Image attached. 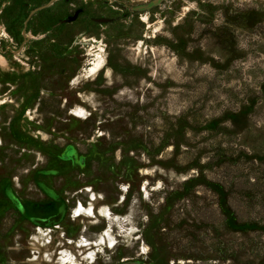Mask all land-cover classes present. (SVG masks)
Masks as SVG:
<instances>
[{
    "label": "rangeland",
    "instance_id": "obj_1",
    "mask_svg": "<svg viewBox=\"0 0 264 264\" xmlns=\"http://www.w3.org/2000/svg\"><path fill=\"white\" fill-rule=\"evenodd\" d=\"M0 11V264H264V0Z\"/></svg>",
    "mask_w": 264,
    "mask_h": 264
},
{
    "label": "built area",
    "instance_id": "obj_2",
    "mask_svg": "<svg viewBox=\"0 0 264 264\" xmlns=\"http://www.w3.org/2000/svg\"><path fill=\"white\" fill-rule=\"evenodd\" d=\"M90 201L89 200H87V203H89ZM77 204L79 203V200L76 202ZM74 209L75 208H73L72 210H71V217L72 218H75V217H77L76 215V213L74 212ZM75 215V216H74ZM52 230H53V228H50V227H40V226H38V227H36V229H35V234H33L32 235V237H31V240H30V242H31V245L34 247V249H32V252H31V256H30V259L32 260V261H36V258L40 255L41 256V258H45V257H47V254H48V251L47 250H42V248L44 249H47L49 246H50V244L52 243V234H51V232H52ZM34 251H36V253L34 254ZM39 251H41V252H39ZM47 251V252H46ZM61 252V249L60 250H58V254ZM60 255V254H59ZM58 255V256H59Z\"/></svg>",
    "mask_w": 264,
    "mask_h": 264
},
{
    "label": "bare ground",
    "instance_id": "obj_3",
    "mask_svg": "<svg viewBox=\"0 0 264 264\" xmlns=\"http://www.w3.org/2000/svg\"><path fill=\"white\" fill-rule=\"evenodd\" d=\"M99 47H100V46H99ZM99 50H100V49H99ZM93 193H94V192H93ZM80 202H81V201H80ZM89 208H90V207H88V209H89ZM94 208H95V207H94ZM84 209H85V207H84L81 203H78L77 206L75 207V210H74V212L77 214L76 216L78 217V216L82 215ZM92 209H93V208H92ZM93 210H94V209H93ZM107 232H108V231H107ZM105 235H106V233H105ZM105 235L102 234V236H101V238H103V240H105V238H106ZM100 240H102V239H100ZM113 240H114V239H113ZM86 241H87V242H86L85 244H86V245H89V244H90L89 240L86 239ZM98 243H100V246H102V245H101V241L98 242ZM110 243H111L110 245L113 246L114 241L110 240ZM91 248H92V247H91ZM64 263H65V264H68L67 261H65ZM73 264H74V263H73Z\"/></svg>",
    "mask_w": 264,
    "mask_h": 264
},
{
    "label": "flooded vegetation",
    "instance_id": "obj_4",
    "mask_svg": "<svg viewBox=\"0 0 264 264\" xmlns=\"http://www.w3.org/2000/svg\"><path fill=\"white\" fill-rule=\"evenodd\" d=\"M0 12H2V11H0ZM45 23H42L41 25H40V27H42L43 28V25H44ZM45 25H47V24H45ZM2 26V25H1ZM27 27V26H26ZM45 27H47V26H45ZM2 28L5 30V27L4 26H2ZM22 28H24V27H22ZM7 33V32H6ZM21 33H22V35H25L26 33H27V30H21ZM50 33H52V31L51 30H47L45 33H41L40 35H41V38H43V37H47V35L48 34H50ZM7 37L8 38H10V40L9 39H5V41L8 43V42H13L12 40H11V37H10V35L7 33ZM51 41H53L52 39H51ZM6 48H7V50L8 49H10V46H9V43L5 46ZM97 48H98V46H97ZM96 48V49H97ZM6 51V50H5ZM85 55V54H84Z\"/></svg>",
    "mask_w": 264,
    "mask_h": 264
},
{
    "label": "crops",
    "instance_id": "obj_5",
    "mask_svg": "<svg viewBox=\"0 0 264 264\" xmlns=\"http://www.w3.org/2000/svg\"><path fill=\"white\" fill-rule=\"evenodd\" d=\"M100 236H102V234H100ZM98 240H99L98 237H97V239H95V240H92V241L89 240V242H90L89 245H91L90 247L97 248L98 246H100V243H98Z\"/></svg>",
    "mask_w": 264,
    "mask_h": 264
},
{
    "label": "water",
    "instance_id": "obj_6",
    "mask_svg": "<svg viewBox=\"0 0 264 264\" xmlns=\"http://www.w3.org/2000/svg\"><path fill=\"white\" fill-rule=\"evenodd\" d=\"M138 8H142V6L141 7H138Z\"/></svg>",
    "mask_w": 264,
    "mask_h": 264
}]
</instances>
